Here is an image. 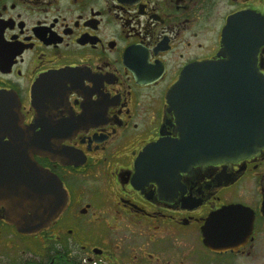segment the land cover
<instances>
[{"label":"flooded vegetation","instance_id":"obj_1","mask_svg":"<svg viewBox=\"0 0 264 264\" xmlns=\"http://www.w3.org/2000/svg\"><path fill=\"white\" fill-rule=\"evenodd\" d=\"M240 13L263 26L264 78V0H0V264H264V146L162 182L135 169L146 145L179 136L166 92L192 65L228 60ZM206 93L189 113L222 115L229 96ZM242 111L250 121L253 102ZM22 150L66 193L31 234L1 201L20 191ZM238 205L243 222L206 229Z\"/></svg>","mask_w":264,"mask_h":264},{"label":"water","instance_id":"obj_2","mask_svg":"<svg viewBox=\"0 0 264 264\" xmlns=\"http://www.w3.org/2000/svg\"><path fill=\"white\" fill-rule=\"evenodd\" d=\"M223 31L227 61L201 62L183 72L166 95L168 111L175 115V132L179 136L161 137L146 145L135 163L138 174L168 180L194 164L226 162L257 154L264 146V78L256 67V52L263 41V26L250 14L231 16ZM239 61L244 63H240ZM201 76V80L199 77ZM193 85L188 91L186 85ZM220 91L223 114L206 116L189 113V106ZM244 101L253 102L254 117L242 111ZM224 102V104H225ZM190 104V105H189ZM239 109L240 113H237ZM241 129V130H239ZM20 177L17 195H3L10 222L23 233H36L57 219L65 206L66 193L56 174L28 160L26 150L18 152ZM23 157V161H21ZM44 188L41 192L39 189ZM240 205L217 210L206 229H226L234 218L243 222Z\"/></svg>","mask_w":264,"mask_h":264}]
</instances>
